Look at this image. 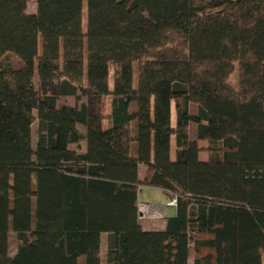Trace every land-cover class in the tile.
Instances as JSON below:
<instances>
[{"label":"trees","instance_id":"trees-1","mask_svg":"<svg viewBox=\"0 0 264 264\" xmlns=\"http://www.w3.org/2000/svg\"><path fill=\"white\" fill-rule=\"evenodd\" d=\"M263 64L264 0H0V264H262Z\"/></svg>","mask_w":264,"mask_h":264},{"label":"rangeland","instance_id":"rangeland-1","mask_svg":"<svg viewBox=\"0 0 264 264\" xmlns=\"http://www.w3.org/2000/svg\"><path fill=\"white\" fill-rule=\"evenodd\" d=\"M34 4H29L27 7V11L29 14H33L34 13ZM85 8V0H83V9ZM83 30H85V21L83 19ZM262 73L264 74V64L262 65ZM228 84L232 87H236L237 85V73L236 71L233 72L229 79H228ZM112 86H113V82H112V68H109V78H108V87H109V91L112 90ZM137 86V66L136 64L133 65V88H136ZM103 110H105L106 108V99H103ZM190 113L193 114L194 113V106L190 105ZM194 125L191 123L189 124L188 127V137L190 140H194L195 139V132H194ZM34 130H33V147H34ZM198 146L200 148V152H199V160L200 161H207V152L204 151V149L206 148V143L204 141L198 142ZM171 156H173V151L171 152ZM145 195L148 196L149 201L152 200L151 194L148 193L147 191H143V194L140 193L139 195V199L140 201H143L145 198ZM16 237L15 235L9 231V237H8V248H9V254L11 256H13L16 253V248H17V243H16ZM105 248H106V235L103 234L101 235V239H100V251H99V258H100V264H105ZM85 260L84 257H80L77 260V264H84ZM262 264H264V257L262 259Z\"/></svg>","mask_w":264,"mask_h":264},{"label":"crops","instance_id":"crops-1","mask_svg":"<svg viewBox=\"0 0 264 264\" xmlns=\"http://www.w3.org/2000/svg\"><path fill=\"white\" fill-rule=\"evenodd\" d=\"M145 172L146 168L144 166L138 167L140 180L144 178ZM143 191L150 193L152 200L149 201L147 195H145L143 201L139 199V204H144L147 207V217L139 219V225L145 232H161L165 229L166 219L174 217L175 208L166 205L168 200L162 191L152 188H142L140 193L143 194ZM188 264H192V261L189 260Z\"/></svg>","mask_w":264,"mask_h":264},{"label":"built area","instance_id":"built-area-1","mask_svg":"<svg viewBox=\"0 0 264 264\" xmlns=\"http://www.w3.org/2000/svg\"><path fill=\"white\" fill-rule=\"evenodd\" d=\"M168 207H176V198L168 200L166 202ZM147 217V207L144 204H139L138 206V219H145Z\"/></svg>","mask_w":264,"mask_h":264}]
</instances>
